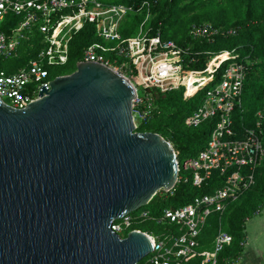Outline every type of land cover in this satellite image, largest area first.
Wrapping results in <instances>:
<instances>
[{
	"label": "water",
	"instance_id": "95a60500",
	"mask_svg": "<svg viewBox=\"0 0 264 264\" xmlns=\"http://www.w3.org/2000/svg\"><path fill=\"white\" fill-rule=\"evenodd\" d=\"M24 109L0 100V264H137L153 247L110 225L173 188L172 145L134 132L135 90L82 62Z\"/></svg>",
	"mask_w": 264,
	"mask_h": 264
},
{
	"label": "built area",
	"instance_id": "2783aa9c",
	"mask_svg": "<svg viewBox=\"0 0 264 264\" xmlns=\"http://www.w3.org/2000/svg\"><path fill=\"white\" fill-rule=\"evenodd\" d=\"M129 11L125 6L105 5L98 0H0V100L13 109H24L38 100L40 87L51 82L47 79L50 69L68 63L73 37L87 24L94 27L102 42L85 47L82 61L76 64H100L130 82L135 90L134 130L137 120L143 121L150 114L160 94L180 90L183 100H188L203 90L184 125L198 128L209 122L212 129L196 156L179 160L174 151L175 185L181 180L201 188L212 182L210 193L194 196L183 205L156 207V212L147 207L150 201L114 220L110 230L120 239L134 230L149 239L153 249L137 264H184L193 258H201L202 264H216L217 255L232 242L231 235L220 227L222 217L255 186L263 162L264 107L256 113L254 127H247L243 120L236 126L234 112L242 106L246 67L238 62L234 51L209 53L203 69L187 70L186 51L173 41L163 40L159 33L149 34L148 11L136 35L121 36ZM218 32L210 24L193 25L190 36L211 41ZM193 62L198 60L191 58L187 63ZM174 187L159 190L154 197L172 196ZM212 214H218V231L211 250L199 251L198 238ZM144 224L155 226L157 231L139 230Z\"/></svg>",
	"mask_w": 264,
	"mask_h": 264
},
{
	"label": "trees",
	"instance_id": "16d2710c",
	"mask_svg": "<svg viewBox=\"0 0 264 264\" xmlns=\"http://www.w3.org/2000/svg\"><path fill=\"white\" fill-rule=\"evenodd\" d=\"M105 5H122L130 9L121 26V36L128 38L136 35L144 21L147 11L150 15L146 22L150 35L160 34L166 41H173L186 51L185 69H203L206 65L207 54H217L221 51H234L238 62L246 67V75L242 86L240 109L234 112L237 120L254 127L258 122L256 113L264 107V5L260 9L248 8L244 16L235 22H226L222 11L199 13L189 18H183L181 12L188 10L200 0H98ZM187 1V2H185ZM185 2L182 6L181 3ZM243 2V0H237ZM147 3L148 6H143ZM210 24L219 30L211 41L193 39L190 29L193 25ZM233 33L229 34V31ZM95 35L94 27L87 24L74 37L70 44L69 60L65 66L50 69L48 81L71 74L75 71L76 63L82 61L83 49L93 43H101ZM33 54H31L32 56ZM26 58V55L22 60ZM195 58L198 62L188 64ZM21 60V61H22ZM20 61V62H21ZM14 61L12 64H15ZM20 62L16 63L19 64ZM225 63L220 72L224 70ZM71 71V72H70ZM70 72V73H69ZM217 74V79L219 78ZM203 90L197 92L188 100H183L182 91H172L160 94L154 101V107L145 120H137L136 132H152L160 135L169 142L178 154L179 160L194 157L207 143L212 129L211 123L206 122L198 128H187L184 120L197 107ZM264 133V120L261 121ZM255 186L247 191L237 202L232 204L222 217L220 227L232 237L230 245L218 255L216 264H231L240 256L244 244V224L264 209V158L258 169ZM209 182L201 188H194L188 182L179 181L169 197H154L148 207L151 212L171 206H179L189 202L194 196L210 193ZM218 214H212L203 228L199 238V251H210L219 228ZM145 231H157L151 224ZM143 225V226H144ZM184 264H202L201 258H193Z\"/></svg>",
	"mask_w": 264,
	"mask_h": 264
},
{
	"label": "rangeland",
	"instance_id": "374dc122",
	"mask_svg": "<svg viewBox=\"0 0 264 264\" xmlns=\"http://www.w3.org/2000/svg\"><path fill=\"white\" fill-rule=\"evenodd\" d=\"M189 1V0H188ZM187 2V1H185ZM181 3V6L185 3ZM264 5V0H243V2H237V0H200V2H196L192 5L191 8H188V10H185L184 12H181V16L183 18H189L191 16H194L199 13H205L209 11H222L224 14V19H226V22H235L237 18L244 16L248 8H253L256 7L260 9L261 6ZM138 30H136V33ZM135 33V34H136ZM103 43L105 45H109L110 43L107 42L106 40H103ZM71 72V71H70ZM69 72V73H70ZM140 96H142V93L139 91ZM148 207V206H147ZM263 215H264V210H263ZM261 217L256 216L252 218L251 224H259L261 223ZM253 225V226H254ZM139 230H147L146 225H142L138 227ZM157 229V228H156ZM248 239L249 243L255 242L254 239V233L252 232V229L248 225ZM264 238V235H263ZM256 239L258 237L256 236ZM264 239L260 240L262 243Z\"/></svg>",
	"mask_w": 264,
	"mask_h": 264
},
{
	"label": "crops",
	"instance_id": "0c3cea01",
	"mask_svg": "<svg viewBox=\"0 0 264 264\" xmlns=\"http://www.w3.org/2000/svg\"><path fill=\"white\" fill-rule=\"evenodd\" d=\"M264 210V209H263ZM263 210L258 212L256 216L261 217V223L251 224V219L245 221L244 226V244L242 246V251L240 256L231 264H264V241L262 243L260 240L264 239V215ZM253 217V218H254ZM248 225L254 233L255 242L249 243L248 239ZM254 225V226H253ZM256 236L258 239H256Z\"/></svg>",
	"mask_w": 264,
	"mask_h": 264
},
{
	"label": "clouds",
	"instance_id": "9594fccd",
	"mask_svg": "<svg viewBox=\"0 0 264 264\" xmlns=\"http://www.w3.org/2000/svg\"><path fill=\"white\" fill-rule=\"evenodd\" d=\"M134 132H136L135 130H134ZM127 236V235H126ZM124 239V238H123Z\"/></svg>",
	"mask_w": 264,
	"mask_h": 264
}]
</instances>
